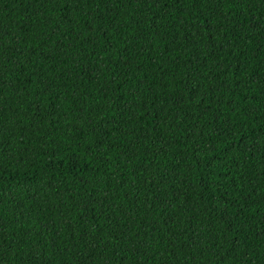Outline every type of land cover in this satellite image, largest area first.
<instances>
[{"label":"trees","instance_id":"trees-1","mask_svg":"<svg viewBox=\"0 0 264 264\" xmlns=\"http://www.w3.org/2000/svg\"><path fill=\"white\" fill-rule=\"evenodd\" d=\"M0 239L264 264V0H0Z\"/></svg>","mask_w":264,"mask_h":264},{"label":"snow or ice","instance_id":"snow-or-ice-1","mask_svg":"<svg viewBox=\"0 0 264 264\" xmlns=\"http://www.w3.org/2000/svg\"><path fill=\"white\" fill-rule=\"evenodd\" d=\"M78 2H79V0H78ZM129 215H131V213H129ZM121 218H123V217H121ZM87 242L91 246V248L94 250L96 245H97V241H94L90 237H88ZM2 245H3V240L0 239V264H6V257L4 255Z\"/></svg>","mask_w":264,"mask_h":264}]
</instances>
